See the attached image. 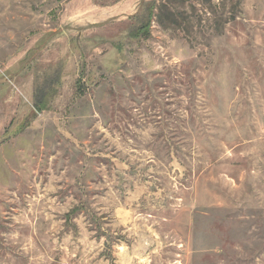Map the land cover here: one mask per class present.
<instances>
[{
  "label": "rangeland",
  "instance_id": "1",
  "mask_svg": "<svg viewBox=\"0 0 264 264\" xmlns=\"http://www.w3.org/2000/svg\"><path fill=\"white\" fill-rule=\"evenodd\" d=\"M0 264H264V0H0Z\"/></svg>",
  "mask_w": 264,
  "mask_h": 264
}]
</instances>
